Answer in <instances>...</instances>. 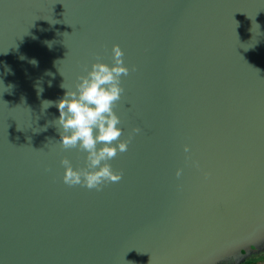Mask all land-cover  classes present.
Listing matches in <instances>:
<instances>
[{
  "label": "water",
  "instance_id": "obj_1",
  "mask_svg": "<svg viewBox=\"0 0 264 264\" xmlns=\"http://www.w3.org/2000/svg\"><path fill=\"white\" fill-rule=\"evenodd\" d=\"M116 45L129 74L114 111L132 141L108 163L123 176L70 187L61 161L85 168L87 153L61 148L58 108L42 103L112 67ZM261 254L264 0H0V264Z\"/></svg>",
  "mask_w": 264,
  "mask_h": 264
},
{
  "label": "clouds",
  "instance_id": "obj_2",
  "mask_svg": "<svg viewBox=\"0 0 264 264\" xmlns=\"http://www.w3.org/2000/svg\"><path fill=\"white\" fill-rule=\"evenodd\" d=\"M112 53V67L99 62L92 64L87 76L78 77L80 82L76 84L75 91L67 90L58 102L42 103V106H47L45 109L53 104L58 108L59 118L55 123L62 129L61 148L87 153L85 168L73 170L68 159L61 161L65 168L63 182L70 187L80 185L89 190L101 191L103 186L119 182L123 176V173H115L108 161L126 152L132 141L131 134L128 139L120 140L123 130L118 127L121 121L114 111L124 93L120 87V77L127 76L129 69L123 66L124 53L118 45L113 46ZM61 87L65 88L63 84ZM140 132V128L132 130L133 134ZM188 151L185 147V152ZM176 175L179 177L181 172L177 171Z\"/></svg>",
  "mask_w": 264,
  "mask_h": 264
},
{
  "label": "rangeland",
  "instance_id": "obj_3",
  "mask_svg": "<svg viewBox=\"0 0 264 264\" xmlns=\"http://www.w3.org/2000/svg\"><path fill=\"white\" fill-rule=\"evenodd\" d=\"M251 262L264 264V254H261L259 257L255 258V259L247 260V261H245L242 264H248V263H251Z\"/></svg>",
  "mask_w": 264,
  "mask_h": 264
},
{
  "label": "trees",
  "instance_id": "obj_4",
  "mask_svg": "<svg viewBox=\"0 0 264 264\" xmlns=\"http://www.w3.org/2000/svg\"><path fill=\"white\" fill-rule=\"evenodd\" d=\"M248 264H254V262L248 263Z\"/></svg>",
  "mask_w": 264,
  "mask_h": 264
},
{
  "label": "built area",
  "instance_id": "obj_5",
  "mask_svg": "<svg viewBox=\"0 0 264 264\" xmlns=\"http://www.w3.org/2000/svg\"><path fill=\"white\" fill-rule=\"evenodd\" d=\"M254 264H261V263H254Z\"/></svg>",
  "mask_w": 264,
  "mask_h": 264
}]
</instances>
